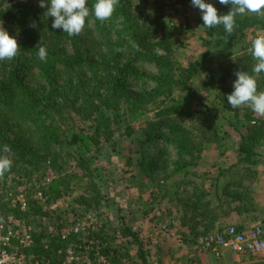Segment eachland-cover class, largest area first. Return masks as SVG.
Segmentation results:
<instances>
[{
	"label": "trees",
	"instance_id": "obj_1",
	"mask_svg": "<svg viewBox=\"0 0 264 264\" xmlns=\"http://www.w3.org/2000/svg\"><path fill=\"white\" fill-rule=\"evenodd\" d=\"M94 3L95 0H88L87 6L91 9ZM212 5L218 15L227 14L231 8V5H221L219 0H213ZM46 10V7L39 6V0H0V21L21 48L12 61H0V155H8L3 152V146L7 144L12 149L10 158L13 161L9 173L30 167L39 174L19 184L36 185L43 183L40 180L49 181L39 187L42 195L48 197L47 204L69 193L73 185H78L81 182L79 171L85 173L91 164V161H83L78 166L82 169L76 172L60 174L57 179L52 176L57 159L62 152H67L66 143L71 144L65 130L69 126L64 117L69 111L73 114L75 126L83 128L80 132L73 131L72 142L81 143L85 151L90 145L101 146L102 149L113 142L115 133L122 138L137 140L141 149L160 141L173 146L176 151L175 171H180L187 166H196L203 153L202 143H214L216 136L208 124L200 126L196 121L201 118L186 112L172 93L180 87L187 89L195 73L204 70L210 85L217 89L216 100L225 105L226 96L234 90L236 71H246L255 76L252 68L256 61L248 53V48L252 39L264 32V19L252 13L237 16V27L231 36L222 25L211 29L204 27L202 42L205 54L184 68L176 60L173 33L161 21L160 15L153 16L147 0H120L112 18L103 23L90 15L84 32H93L94 35L83 34V38L69 37L62 29H53L54 18L47 17ZM91 19L93 23L89 22ZM32 22L36 23L35 28L30 27ZM220 45L229 46L228 49L238 47L240 51L230 53L224 49L225 55L219 59L218 66L204 67V58L215 57ZM41 46L47 49L46 61L38 57ZM145 63L153 64L157 73H143ZM255 78L258 90L264 91V72ZM141 80L143 84L148 81L152 88L137 90L135 85ZM150 106L152 110H149ZM151 111H154L153 116L147 117ZM263 138L264 122H249L245 126V133L240 134L237 143L238 165L257 164L255 147ZM139 158L144 161L142 153ZM152 168L159 167L154 165ZM103 169L108 171L106 166ZM141 171L144 172V168ZM249 179L243 173L238 180L226 185L221 196L214 189L211 198L217 201V206H212L213 199H208L210 195L202 185L193 184L189 192L185 191L186 203L183 206L189 213L190 232L195 236L204 235L215 229L218 219L228 217L230 213H250L254 203L250 191L243 186ZM29 186L25 189L29 202L24 211L12 209L8 201L0 199V215L16 210L15 217L24 218L41 230L35 239V254L55 258L57 250L70 244H80L89 249L87 255L91 264H98L94 261L95 253L107 258L108 264H124L122 260L128 257L129 248L122 251L110 246L113 239L105 232V224L100 223H94V230L87 236L71 234L62 240L59 232L48 247L43 248L45 220L49 225L57 226L56 229L68 227L73 222L58 216L62 211L43 213L34 186ZM231 186L235 187L234 191L229 189ZM91 187H96L94 182L89 185V191ZM81 199V203H88L89 198ZM234 202L240 206L231 210ZM120 225L122 236L139 245L136 256L141 264H145L138 234L124 222L123 217Z\"/></svg>",
	"mask_w": 264,
	"mask_h": 264
},
{
	"label": "rangeland",
	"instance_id": "obj_2",
	"mask_svg": "<svg viewBox=\"0 0 264 264\" xmlns=\"http://www.w3.org/2000/svg\"><path fill=\"white\" fill-rule=\"evenodd\" d=\"M204 2L212 4L213 0H204ZM147 6L153 11V16H161V21L173 33V40L176 42L173 50L177 62L182 67H188L205 54L206 49L202 42L204 36L202 13L197 7L192 6L191 0H147ZM89 22L93 23V20ZM114 25L117 28L116 22ZM83 34L89 37L94 35L93 32L88 34L83 30L77 36L83 38ZM259 35H264V32ZM158 40L159 36L156 38V41ZM222 46L220 45L215 57L204 58L205 61L202 63L204 67L218 66L219 59L221 60V56L225 55L224 49L230 53L240 51L238 47L228 49L229 46ZM220 53L222 55H219ZM143 67L142 72L145 74L157 73L153 64L145 63ZM135 86L137 90L143 88L148 91L152 88L148 81L143 84L142 80ZM216 92L217 89L210 85L207 72L198 70L190 79L187 89L180 87L172 93V97L183 104L186 112L192 116L197 114V119L201 118V120L196 119L200 126L208 124L216 136L214 143H202L203 153L196 166H187L183 170L175 171L173 162L176 160V151L172 145L156 141L141 149L137 140L119 137L117 133L113 135V142L103 146L102 149L100 145V147L90 145L89 150L85 151L81 143L72 142L73 131L76 129L80 132L83 128L75 126L72 120L73 114L69 111V114L64 117L69 126L68 129L65 127V130L71 144L66 141L67 152L65 154L62 152L61 157L57 159L52 176L57 179L60 174L76 172L82 169L78 167L80 162L91 161L88 169L84 168L87 170L85 173L79 171L81 182L73 185L66 195L47 204L48 197H44L39 190L40 184L42 186L49 182L47 179L40 180L39 182L43 183L36 185L35 183L19 184L20 181H26L28 177L39 176L38 173H34L33 168L27 167L25 171L6 172L3 177H0V189L3 196H13L10 208L17 210L16 206L19 203L23 202L27 205L29 202L25 189L32 185L36 198L42 206L41 211L45 206L55 205L58 211L63 212L58 216L70 217L80 222L82 226L83 221L88 218L93 223L105 224V232L113 239L110 241V246L120 248L122 251L129 248L128 257L122 260L124 264L141 263L136 256L139 245L132 244L129 238L121 234L120 218L122 217L124 222L138 234L146 260L145 264H264V252L239 255L222 252L219 257L204 252L198 244V237L202 234L195 236L188 229L189 213L183 206L186 203L185 191L189 192L193 184H196L202 185L203 189L209 193L208 199L213 197L214 189L215 191L217 189L221 196L226 185L238 180L244 173L246 177H250L243 186L250 191V197L254 203L252 211L247 214L234 212L228 217L218 219L215 229L207 234L229 226H240V229L246 233L255 228H261L264 238V138L255 147L256 165H238L237 156L238 138L240 134L245 133V126L249 122H264V116H258L247 106L232 109L228 101L223 105L216 100ZM152 109L153 107L150 106L149 110ZM153 114L154 111H151L147 117L151 118ZM140 153L144 161H140ZM154 165L159 167L158 170L152 168ZM103 166L108 168L107 172ZM143 168L146 174L141 171ZM89 170L92 173H89ZM44 175L46 176V173ZM251 175L255 178H251ZM91 182H94L96 187H91L89 191ZM229 189L234 191L235 187L231 186ZM82 197L89 198L88 203H81ZM16 198L20 199L16 201ZM217 204V201L213 199L212 206ZM231 206L233 210L240 205L234 202ZM16 210L5 212L4 216H0L8 219L15 218ZM19 221H25V219ZM19 221H13V227L16 230L22 228ZM48 224L49 222L45 220L46 228Z\"/></svg>",
	"mask_w": 264,
	"mask_h": 264
},
{
	"label": "clouds",
	"instance_id": "obj_3",
	"mask_svg": "<svg viewBox=\"0 0 264 264\" xmlns=\"http://www.w3.org/2000/svg\"><path fill=\"white\" fill-rule=\"evenodd\" d=\"M221 5H231L227 14L218 15L217 9L211 3L204 0H191L193 7H197L202 13L203 26L214 28L223 26L224 31L231 36L237 27L236 18L247 13L255 14L264 19V0H219ZM88 0H39L41 8H47V17L54 18L51 24L53 29H62L69 37L81 34L86 26V20L94 15L96 20L105 22L112 18L120 0H95L92 8L88 6ZM9 7V5H7ZM30 27L35 28L32 22ZM136 47H139L136 45ZM20 46L15 37L10 36L0 21V61H12L20 53ZM119 50V49H118ZM248 53L256 61L252 72L259 76L264 72V35H258L251 41ZM47 49L41 46L38 57L41 61L47 59ZM236 79L233 82V91L227 95V101L232 109L249 107L258 116H264V91L258 90L257 79L246 71H236ZM3 152L8 155H0V177L9 172L12 167V149L9 145L3 146Z\"/></svg>",
	"mask_w": 264,
	"mask_h": 264
},
{
	"label": "built area",
	"instance_id": "obj_4",
	"mask_svg": "<svg viewBox=\"0 0 264 264\" xmlns=\"http://www.w3.org/2000/svg\"><path fill=\"white\" fill-rule=\"evenodd\" d=\"M12 197L11 195L3 196V192L0 189V199L8 201L9 207H11ZM19 199L16 198V201ZM16 207L20 211H24L27 205L22 202ZM54 211H58V208L55 205H51L43 207L42 212ZM62 218H66L73 223L62 229H56L57 226L55 228V225L49 224L46 228L44 224L43 248H47L52 238L59 232L60 238L65 240L71 234L78 235L82 233L87 236L95 228L94 223L89 218L83 221V226L77 220L70 219V217ZM19 220L21 219L17 217L11 219L0 217V264H81L84 262L91 264L87 255L89 254V249L80 244H70L57 250L55 258H47L46 255L35 254L33 250L39 229L33 227L30 223L25 221L20 222ZM13 221H19L22 224V228L16 230L13 227ZM198 244L202 251L213 254L216 257H219L222 252H229L234 255L245 253L259 254L264 252V238L261 228H255L251 232L246 233L238 230L237 227L229 226L222 231L199 236ZM106 259L105 257H101L99 253L94 254V261L98 264H108Z\"/></svg>",
	"mask_w": 264,
	"mask_h": 264
},
{
	"label": "crops",
	"instance_id": "obj_5",
	"mask_svg": "<svg viewBox=\"0 0 264 264\" xmlns=\"http://www.w3.org/2000/svg\"><path fill=\"white\" fill-rule=\"evenodd\" d=\"M238 228H240V226H238Z\"/></svg>",
	"mask_w": 264,
	"mask_h": 264
}]
</instances>
